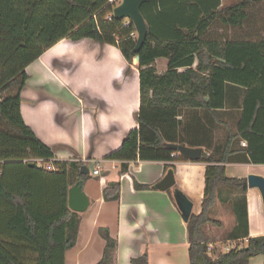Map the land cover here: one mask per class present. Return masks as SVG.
<instances>
[{"label":"trees","instance_id":"1","mask_svg":"<svg viewBox=\"0 0 264 264\" xmlns=\"http://www.w3.org/2000/svg\"><path fill=\"white\" fill-rule=\"evenodd\" d=\"M158 1L148 0L140 7L146 39L136 54V36H131L136 35L134 25L127 19H114L116 5L108 0H0V200L7 206L6 225L14 235L12 247L0 240V263L65 264L64 252L75 245L79 217L68 208V189L88 174L81 173L75 162L52 160L53 148L35 136L20 113L21 92L28 79L26 68L64 39H89L113 46L128 64L139 56L137 128L104 158L120 162V174L126 173L133 161L178 160L180 156L168 149V144L201 146L188 141L185 133L181 135L185 131L180 130L184 109L211 114L226 110L229 122L236 121L235 130L226 122L220 157L202 153L200 159L213 165L206 168L201 212L191 214L186 222L189 264H248L251 258L264 255V235L250 237L248 232L246 178H228L224 167L233 155V145L240 141L246 142L240 162L264 164V0H240L223 9H218V0H209L204 5L208 6V17L203 18L197 35L179 8L170 7L165 15L157 12ZM175 1L185 4L190 0ZM209 21L231 30L225 41L212 40L211 33L203 35ZM162 22L168 24L165 30L159 28ZM159 58L168 61L163 74L153 67ZM35 159L51 161L54 170L48 172L35 164L29 167L28 160ZM67 165L76 169L73 176H68ZM13 173L19 179L17 189L6 185ZM43 173L56 177L42 180L38 176ZM41 181L62 184L58 197L33 190V182ZM134 187L149 188L137 183ZM119 193V181L108 182L103 200L115 202ZM43 198L48 199L46 206L39 207ZM54 200L57 210H51ZM217 202L229 204L234 217L225 240L240 241V246L225 253L214 247L210 252L205 233L207 226L222 227L221 221L209 215ZM99 233L105 244L96 264H113L116 241L107 230ZM20 242L33 247L34 262L20 259ZM130 263L148 264L147 256L144 253Z\"/></svg>","mask_w":264,"mask_h":264},{"label":"crops","instance_id":"2","mask_svg":"<svg viewBox=\"0 0 264 264\" xmlns=\"http://www.w3.org/2000/svg\"><path fill=\"white\" fill-rule=\"evenodd\" d=\"M239 1L218 0V9ZM208 2L209 0H190L181 4L175 0H160L156 9L165 15L171 11L170 7L179 8L184 13V18L189 20L190 29L197 35L199 26L202 28L203 18L208 17V6H204ZM167 27L165 22L159 25L161 30ZM207 33L212 34V40L223 42L231 30L224 24L214 25L209 21L203 35ZM80 49H84L83 55ZM58 54L81 56L86 60L87 69H82L76 75L67 70H53L49 64H52ZM167 64V59L159 58L155 60L153 67L158 74H163ZM182 71L178 69V72ZM26 73L28 80L21 92L20 102L24 123L41 142L53 148L52 160L75 162L81 173L88 174L85 180L79 181L82 182V191L88 198V207L83 212H76L79 217L77 238L74 247L64 252L65 264H96L102 256L105 244L99 233L102 229L107 230L116 241L113 264H131V259L144 253L148 264H189L186 223L182 220L169 190L160 191L153 186L172 168L174 186L192 203L191 214H199L205 189L206 168L213 164L186 159L184 161L180 157L169 162L133 161L129 162L128 171L120 174V162L104 159L120 147L130 130L137 128L134 115L139 107L138 70L131 71L130 64L113 46L99 45L89 39L75 43L64 39L30 64ZM225 111L211 114L194 108L184 109L180 114V130L185 131L181 135L185 133L188 141L200 143L201 146L197 148H201L206 155L220 157L219 149L227 134L225 123H229L234 131L236 122L234 120L230 123ZM245 147L244 141L233 145V155L224 164L226 177L241 179L250 174L264 177V164L240 162L239 158L244 152L241 150ZM66 168L67 171L70 170L68 176H73L76 172V169H69L68 165ZM83 168L88 172H83ZM97 168L99 174L93 175L92 171ZM9 177L6 185L17 189L19 179L16 173ZM38 177L47 180L56 176L43 173ZM111 181H119V199L106 202L103 200L102 191ZM46 182H33V190L42 195L54 193L58 197L62 184L49 185ZM134 183L149 188L139 190L134 187ZM47 200L41 199L38 206H46ZM55 200L50 203L52 208L54 205L51 210L58 209ZM217 204L214 205L215 208ZM246 210L249 236H263L264 211L257 189L247 188ZM7 211V206L0 200V240L11 246L10 239L14 235L6 225L9 216ZM233 225L234 222L231 227ZM224 229L225 226L220 233ZM218 240L214 244H218ZM223 242L225 246L231 241ZM210 243L212 245L211 241ZM19 245L22 253L35 252L33 247H28L23 242ZM248 264H264V255L251 258Z\"/></svg>","mask_w":264,"mask_h":264},{"label":"water","instance_id":"3","mask_svg":"<svg viewBox=\"0 0 264 264\" xmlns=\"http://www.w3.org/2000/svg\"><path fill=\"white\" fill-rule=\"evenodd\" d=\"M147 0H121V2L113 8L112 15L116 20H129L136 31V45L134 53H138L146 39V24L140 12V7ZM136 64L139 62V56H135ZM168 149L176 151L178 155L189 161H200L203 150L201 148H191L185 145L168 144ZM29 167H33L32 162L28 163ZM83 172L87 173V169L83 168ZM247 188L257 189L260 193L262 208L264 211V177L260 175L250 174L246 177ZM174 174L172 170H168L166 174L158 181L153 188L160 191L169 190L171 197L177 206L182 220L186 223L191 215L192 203L184 195L182 191L174 186ZM88 198L82 191V182L75 183L68 190V207L74 212H83L88 207Z\"/></svg>","mask_w":264,"mask_h":264},{"label":"rangeland","instance_id":"4","mask_svg":"<svg viewBox=\"0 0 264 264\" xmlns=\"http://www.w3.org/2000/svg\"><path fill=\"white\" fill-rule=\"evenodd\" d=\"M66 40L71 41L69 39H66ZM71 42L75 43L78 41H71ZM80 52L83 55L84 49H80ZM49 66H52V69L57 70V72L67 70L68 72H71L72 75H76L75 73H79L82 69L83 70L87 69V63H86V60L84 58H81V56H74L73 57L70 54L69 55L68 54L56 55L55 58L52 60V64H49ZM130 69H131V71H137V64L135 63L134 59L132 60V62L130 64ZM25 87H26V85H25ZM24 88H23V90H24ZM217 205L218 206L216 208L214 207L211 210L209 215L212 219L222 220V227L217 228L214 226H207L205 228V233L209 237V240L212 242V246L216 249V251L220 250L224 246L225 242H223V241L225 240L226 233L229 231L231 224L234 222V217L231 213L229 204L218 203ZM224 226L226 227L227 230L224 229L225 231L223 230V232L220 233V230H222L224 228ZM218 238H219V240H218ZM215 240H218L219 242L221 241L220 244H219V242H218V244H214V243H216ZM19 257L21 260H24V261L29 262V263H32L35 260V255L32 253H27V252L21 253Z\"/></svg>","mask_w":264,"mask_h":264},{"label":"built area","instance_id":"5","mask_svg":"<svg viewBox=\"0 0 264 264\" xmlns=\"http://www.w3.org/2000/svg\"><path fill=\"white\" fill-rule=\"evenodd\" d=\"M121 2V0H108V4H115L116 6ZM107 19H111L110 16H108ZM125 25H127L125 23ZM132 37H135L136 35L135 34H131ZM170 157L172 159H175L176 158V155L174 154H171ZM28 162H32L33 164H35L38 168H42L44 169L45 171H51L53 170V166H52V162H46L45 160H41V159H35V160H28ZM1 163V161H0ZM93 175H98L99 174V170L98 168L93 170L92 171ZM240 241H231L228 245H225L223 246L219 251L222 252V253H225V252H228L230 251L231 249L235 248V247H238L240 246ZM213 246L212 245H209L208 246V250L211 252Z\"/></svg>","mask_w":264,"mask_h":264},{"label":"bare ground","instance_id":"6","mask_svg":"<svg viewBox=\"0 0 264 264\" xmlns=\"http://www.w3.org/2000/svg\"><path fill=\"white\" fill-rule=\"evenodd\" d=\"M134 59V58H133Z\"/></svg>","mask_w":264,"mask_h":264}]
</instances>
